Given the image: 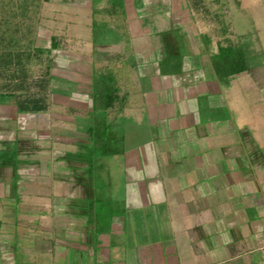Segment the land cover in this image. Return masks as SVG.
<instances>
[{
  "label": "crops",
  "instance_id": "crops-1",
  "mask_svg": "<svg viewBox=\"0 0 264 264\" xmlns=\"http://www.w3.org/2000/svg\"><path fill=\"white\" fill-rule=\"evenodd\" d=\"M20 2L46 79L0 90V264H264V52L185 0Z\"/></svg>",
  "mask_w": 264,
  "mask_h": 264
},
{
  "label": "rangeland",
  "instance_id": "rangeland-1",
  "mask_svg": "<svg viewBox=\"0 0 264 264\" xmlns=\"http://www.w3.org/2000/svg\"><path fill=\"white\" fill-rule=\"evenodd\" d=\"M20 1L0 0V90L2 91L5 87L8 91L10 87L14 90L20 89L23 84L26 90L29 86L37 85L38 88V84L44 83L46 79L44 77L46 70L43 66L45 59L37 58L38 54L34 48V39L41 30H37L36 25L38 6L31 3L25 5ZM185 1L201 23L205 25L210 21L214 24L210 28H213L216 34H222L224 23L227 21L231 23L232 31L235 32L231 34L233 38L230 37V41L236 45V48L242 45L237 51L238 55L242 56L245 50L250 56H255L254 62H260L264 52V0ZM40 3L41 1L39 5ZM250 40L251 47H248L246 43ZM258 41L261 42L262 49H259ZM229 57L234 59L233 54Z\"/></svg>",
  "mask_w": 264,
  "mask_h": 264
},
{
  "label": "trees",
  "instance_id": "trees-1",
  "mask_svg": "<svg viewBox=\"0 0 264 264\" xmlns=\"http://www.w3.org/2000/svg\"><path fill=\"white\" fill-rule=\"evenodd\" d=\"M231 26H232V24L229 22L224 23L223 29H222V34L227 33L228 28L230 31L229 34L234 33L235 31H232ZM251 40H250V42H251ZM228 41L226 40V42L225 41L222 42L221 53L225 56H229L230 54H233L234 55V59H233L234 61L232 62V64L236 66L237 70L245 69V67H246L245 59L246 58H244V54L246 51L245 50L243 51L242 56L238 55L237 51L242 47V45H239L238 48H236L235 47L236 45L232 41H230V40H228ZM247 44L248 43H246V45ZM252 60H255V56H252Z\"/></svg>",
  "mask_w": 264,
  "mask_h": 264
}]
</instances>
